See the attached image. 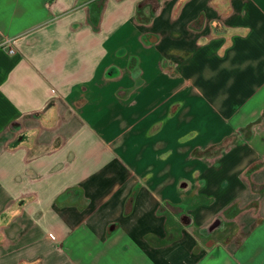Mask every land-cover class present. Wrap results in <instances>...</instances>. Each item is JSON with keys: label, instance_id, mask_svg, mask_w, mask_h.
Segmentation results:
<instances>
[{"label": "crops", "instance_id": "crops-1", "mask_svg": "<svg viewBox=\"0 0 264 264\" xmlns=\"http://www.w3.org/2000/svg\"><path fill=\"white\" fill-rule=\"evenodd\" d=\"M0 264H264V0H0Z\"/></svg>", "mask_w": 264, "mask_h": 264}, {"label": "built area", "instance_id": "built-area-1", "mask_svg": "<svg viewBox=\"0 0 264 264\" xmlns=\"http://www.w3.org/2000/svg\"><path fill=\"white\" fill-rule=\"evenodd\" d=\"M7 51L10 53V54H13L15 51L14 49L9 45L7 44Z\"/></svg>", "mask_w": 264, "mask_h": 264}]
</instances>
